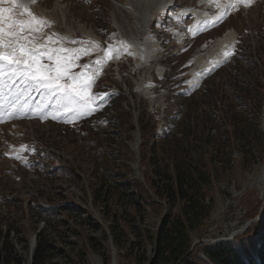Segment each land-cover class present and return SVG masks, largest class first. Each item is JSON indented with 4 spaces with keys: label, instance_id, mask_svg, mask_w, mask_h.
I'll return each mask as SVG.
<instances>
[{
    "label": "rangeland",
    "instance_id": "obj_1",
    "mask_svg": "<svg viewBox=\"0 0 264 264\" xmlns=\"http://www.w3.org/2000/svg\"><path fill=\"white\" fill-rule=\"evenodd\" d=\"M35 1L47 9L55 2ZM121 1L124 0H58L65 8L64 14L59 8L48 14L33 12L51 21L44 29L45 36L58 33L66 37L53 46L89 51L88 55L79 54L72 72L95 75L99 71L90 89V94H98L94 97L100 101L98 110L77 119H72L73 113L61 112L59 118L52 119L56 99L50 98L44 90L24 91L19 85L9 90L6 84L0 95L3 100L0 105L5 110L6 104L15 101L24 106L25 112H31V117L18 114L0 123V229L5 225L12 227L9 238L23 257V264L30 263V253L39 232L51 239L54 247L51 259L56 264L151 263L154 232L166 209L165 201L146 184L152 175L148 161L152 137H156L167 122H177L179 103H188L181 101L183 89L200 84L209 69L223 59V53L233 49L231 58L219 64L237 59L246 71L249 78L246 91L249 95L254 92L260 101L259 116L253 124L256 123L262 137L235 138L228 149L230 161L223 169L218 168L221 164L208 165L211 182L206 196L207 226L200 234L190 230L192 246L230 240L264 215L259 207L258 214L247 218L245 213L249 206L244 196L247 190H252L255 201L259 199L261 204L264 201V180L261 182L264 169V0H252L250 6L237 4L221 23L215 26L209 23L206 29L198 25L203 23L202 14L191 9L215 13L214 1L204 0L207 1L204 4L201 0H172L154 10L144 31L134 27L135 17L129 8L120 5ZM0 6H9L7 0ZM79 24L94 36L85 34ZM226 28L234 31L231 46L222 49L210 46L212 39ZM143 41L147 45H142ZM202 43H207V47L203 48ZM109 45L116 46L117 50L110 53L102 68L83 67L104 57ZM199 54L206 60L202 66L196 62ZM218 77L206 80L202 88L218 81ZM251 83L256 84L257 91ZM224 91L223 98L218 97L221 100L216 110L224 108L230 99L231 88L226 85ZM37 106L43 109L47 119L32 112ZM138 117L145 125L143 158L138 145L141 140ZM32 118L46 123L32 121ZM135 133L138 141L133 148ZM162 139L158 136L155 140L159 144ZM12 147L15 153L10 152L14 150ZM26 150H32L34 155L28 157ZM118 172H123V179H129L131 189L134 187L139 192L140 197L136 199L140 211L136 218L128 202L119 204L127 209L124 216L113 198L105 207L93 197L95 187L101 185L105 190L116 181H123ZM106 195L111 196V191ZM174 210H178L177 204ZM112 227L123 229L119 245L115 243ZM104 252L109 255L108 262H105ZM0 264H3L1 259Z\"/></svg>",
    "mask_w": 264,
    "mask_h": 264
},
{
    "label": "trees",
    "instance_id": "obj_2",
    "mask_svg": "<svg viewBox=\"0 0 264 264\" xmlns=\"http://www.w3.org/2000/svg\"><path fill=\"white\" fill-rule=\"evenodd\" d=\"M236 61L239 60L212 67L200 84L185 87L181 96L184 99L181 101L188 103L182 105L179 100L177 122H167L160 133L152 137L151 154L148 157L152 175L145 181L152 192L165 201L166 209L154 232L153 260L150 264L264 263V215L253 221L242 234L230 240L192 246L190 236V230L200 234L207 226L205 219L209 215V204L206 196L211 182L208 165L221 164L218 168L223 169L230 161L228 149L235 138L250 140L252 136L258 139L262 137V132L256 129V123L253 124V120L257 122L259 116L260 101L255 98L254 92L250 95L247 93L249 78ZM215 75L219 76L218 81L202 88L203 83ZM261 83L260 81L259 84ZM251 84L254 91H257L256 84ZM226 85L231 88L230 99L224 108L216 110ZM259 87L258 90L262 93ZM137 121L141 133L138 145L143 158L146 153L143 148L146 143L145 125L142 118L138 117ZM158 136L163 138L159 144L155 140ZM118 173L122 179L125 177L123 172ZM131 183L129 179L118 180L114 186L105 190L101 185L94 186L93 197L97 202L102 201L105 207L110 198H113L124 216L127 209L119 204L128 202V206L133 207V217L136 218L140 211L136 197L140 195L134 187L131 189ZM110 191L111 196L106 195ZM244 196L249 206L245 213L247 218L258 214L261 211L259 207L264 210V201L262 204L259 199L255 201L252 190H247ZM176 204L177 211L174 210ZM114 218L117 220L118 216ZM11 228L5 225L0 229V259L3 264H23V257L15 250L9 238ZM112 231L115 243L119 245L123 229L112 227ZM53 248L47 234L39 232L29 264H56L51 259ZM103 255L105 262H108V253L104 252Z\"/></svg>",
    "mask_w": 264,
    "mask_h": 264
},
{
    "label": "snow or ice",
    "instance_id": "obj_3",
    "mask_svg": "<svg viewBox=\"0 0 264 264\" xmlns=\"http://www.w3.org/2000/svg\"><path fill=\"white\" fill-rule=\"evenodd\" d=\"M5 2L6 0H0V5ZM7 3V7L0 6V89L7 84L9 90L17 85L24 91L44 90L50 98L56 99L52 119L59 118L61 112L73 113L72 119H77L98 110L100 101L94 98L98 94H90V89L98 78L99 71L95 75H89L85 71L72 72L79 54L88 55L89 51L53 46L66 37H61L58 33L44 35V29L51 21L34 14L23 0H7ZM251 3L252 0H229L220 13L211 21L205 22L203 27L206 29L209 23L212 26L221 23L229 10L237 4L250 6ZM216 6L221 7L218 0ZM116 50V46L109 45L104 57L83 67L102 68L110 53ZM233 54L234 49L225 51L223 59L218 60L213 67L230 59ZM0 95L3 93L0 92ZM32 112L40 114L43 119L48 118L40 106ZM18 114H27L23 105L13 101L7 110L0 105V122L13 119Z\"/></svg>",
    "mask_w": 264,
    "mask_h": 264
},
{
    "label": "bare ground",
    "instance_id": "obj_4",
    "mask_svg": "<svg viewBox=\"0 0 264 264\" xmlns=\"http://www.w3.org/2000/svg\"><path fill=\"white\" fill-rule=\"evenodd\" d=\"M171 1L172 0H124V1L120 2L121 3L120 5L123 7L125 6L132 11V14L134 15L135 20H136L134 27L136 29H138V31H140V30L144 31L145 28H147V26L150 23V19L153 16L154 10L157 8H161V7L166 6ZM201 1H203L204 4H207V1L206 2L204 0H201ZM212 1H214L215 4L217 2V0H212ZM23 2H26L33 12H40V13L47 12V14H48V13L54 12L55 8H59L60 12L63 14L65 12V8L61 4H58V0H55L52 8H49V9L43 8L40 5H37V3H35L36 2L35 0H23ZM218 2L221 5V7L217 8V6L215 5V7L217 8V11L215 13H211L208 10L206 12L204 10H196L195 8H192L191 12H194L197 14L201 13L203 20L205 18H210L212 20L214 17H216L220 13V11L223 9V7L229 3V0H218ZM200 23H202V22H200ZM79 28L82 29L85 34H87L91 37L94 36L89 30H85L82 24H79ZM233 40H234L233 29L232 28H226L220 36H216L215 38L212 39V41L210 42V46L212 44V46H215V47L218 46L220 49H222V48L231 46V44L233 43ZM206 44L207 43H202V47L206 48L207 47ZM142 45H147V42L143 41ZM212 56H213V53H212ZM196 62L202 66L203 65L202 62H206V60L204 59V56L202 54H199L196 57ZM137 139H138V134L135 133V140L132 142L133 148H136V146H137V141H138ZM263 180H264V169L261 173V182ZM34 241L35 240L33 238L31 245L34 244Z\"/></svg>",
    "mask_w": 264,
    "mask_h": 264
}]
</instances>
